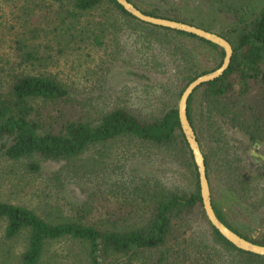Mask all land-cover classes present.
<instances>
[{
    "label": "trees",
    "instance_id": "1",
    "mask_svg": "<svg viewBox=\"0 0 264 264\" xmlns=\"http://www.w3.org/2000/svg\"><path fill=\"white\" fill-rule=\"evenodd\" d=\"M130 1L148 14L198 25L231 42L234 52L229 67L221 76L203 83L195 91L201 87L204 89L203 120L206 117L208 126L204 125V129L209 136V148L204 154L207 172L209 165H213L221 180L244 198H249L251 187L258 186L264 179V158L254 159L252 166L248 163L250 149L255 144L264 143V0H200L202 5L215 8L224 18L226 24L222 28L216 25L214 18L203 21L170 15L166 0ZM73 2L75 11L97 10L99 16L96 25L94 23L93 38L98 43L106 34L114 32V26L108 24L100 13L105 2L113 4L145 28V36L158 38L159 34V39L171 49L177 60L182 76L180 93L200 73L191 53L181 42L170 38L166 31L194 37L219 49L223 60L225 52L217 44L185 31L144 22L117 0ZM31 58L38 59V56L29 51L22 54L20 63L0 65V152L6 159L22 163L32 174L43 173V162H57L60 167L52 172L56 183L63 185L75 176L88 182L93 177V146L130 138L142 153L145 148L156 147L181 156L197 184L192 192L187 193L168 188L151 177L129 174L124 177L131 183L129 196L134 198L129 206L99 199L105 197L106 187L95 182L93 192L90 191L93 207L89 201L82 203L87 213L93 208V223L56 213L44 216L29 206L0 200V219L6 220L4 237L12 239L23 230L28 231L27 247L20 254L22 264H38L46 244L64 237L88 243V264H114L119 259L120 264H202L199 257L191 258L183 246L185 241L193 242L192 248L197 251L199 242L190 231V220L197 217L208 219L197 167L170 93H162L158 110L144 108L138 112L129 106L102 101L88 110L84 108V113L78 117L68 111L71 103L78 100L76 93L40 64L33 72ZM193 94L188 101V116L200 142L199 130L190 111ZM234 129L246 135L245 141L243 138L233 139ZM125 174L116 182L122 183ZM41 177L48 179L50 176L43 174ZM213 205L224 223L234 231H242L225 222L217 204ZM210 226L225 251L220 253L217 262L218 251L206 255L203 249L208 247L201 246L200 252L205 257L203 264H264V255L238 248L218 229ZM244 237L264 244L257 238Z\"/></svg>",
    "mask_w": 264,
    "mask_h": 264
},
{
    "label": "rangeland",
    "instance_id": "2",
    "mask_svg": "<svg viewBox=\"0 0 264 264\" xmlns=\"http://www.w3.org/2000/svg\"><path fill=\"white\" fill-rule=\"evenodd\" d=\"M166 2L170 15L195 17L203 21L214 18L221 28L226 24L215 8L202 5L200 0ZM73 3V0H0V65L20 63L22 54L32 51L38 56V59L31 58L33 72L40 64L41 68L48 69L76 93L78 100L71 103L68 111H73L78 117L84 113V108L88 110L102 101L129 106L138 112L144 108L158 110L162 93L166 92L173 97L172 101L175 100L174 106L178 105L182 76L173 52L159 39V34L158 38L155 35L145 36V28L113 4L105 2L100 13L108 24L114 26V32L106 34L98 43L93 38L94 23L96 25L99 16L97 10L81 13L75 11ZM138 3L147 7L142 2ZM166 33L191 53L198 73L214 70L220 65L222 55L219 49L194 37L171 31ZM203 92L202 87L195 91L190 111L205 154L209 148V136L204 129V125L207 127L208 124L206 117L203 120ZM232 133L233 139L243 138L245 141L244 133L235 129ZM140 150L130 138L95 144L93 177L88 182L78 176L68 177L63 185L56 183L52 176V172L60 167L59 163L43 162V173L32 174L22 163L8 160L0 152V200L29 206L44 216L56 213L93 223V208L87 213L82 203L89 201L93 207L90 191L93 192L95 182L106 187L105 197L99 199L129 206L134 200L129 196L131 183L124 179L129 174L151 177L181 192L190 193L196 188V178L181 156L163 148H145L144 153ZM250 154L248 163L252 166L254 159L264 158V143L255 144ZM208 172L212 196H216L229 213L230 223L255 237H264V179L258 186L251 187L249 198H244L220 179L213 165H209ZM123 173L126 174L122 183H117ZM43 174L50 177H41ZM5 227L6 220L0 219V264H22L20 254L27 247L28 231L23 230L14 238L6 239ZM190 231L199 242V247L195 251L192 248L195 243L185 241L184 251L191 258L199 257L203 264L204 253L207 255L217 250L219 262L220 253L225 250L208 220L201 217L191 219ZM201 246L208 247L203 249L204 253L200 252ZM88 248L86 241L71 237L51 240L46 244L38 264H88ZM120 263V259L114 262Z\"/></svg>",
    "mask_w": 264,
    "mask_h": 264
},
{
    "label": "water",
    "instance_id": "3",
    "mask_svg": "<svg viewBox=\"0 0 264 264\" xmlns=\"http://www.w3.org/2000/svg\"><path fill=\"white\" fill-rule=\"evenodd\" d=\"M117 2H119L132 15L144 22L197 35L217 44L224 50L225 54L221 65L214 70L201 73L191 82H189L182 91L176 108L178 110L182 132L184 133L186 141L192 151L193 159L197 167L201 198L207 219L212 226L218 229V231L226 239H228L238 248L259 255H264V244L254 242L243 237L218 217L212 203L211 186L207 172L204 148L201 146L198 140L197 131L188 116V101L194 91L203 83L214 80L221 76L229 67L234 52L231 42L215 31L207 30L198 25L173 18L148 14L137 7L130 0H117ZM262 157H264V155H262ZM100 248H102L101 245ZM97 253L100 255L101 251H97ZM99 260H102V258L100 257Z\"/></svg>",
    "mask_w": 264,
    "mask_h": 264
},
{
    "label": "flooded vegetation",
    "instance_id": "4",
    "mask_svg": "<svg viewBox=\"0 0 264 264\" xmlns=\"http://www.w3.org/2000/svg\"><path fill=\"white\" fill-rule=\"evenodd\" d=\"M211 196H212V194H211ZM214 201H215V203L217 204V207L219 208V210H220V212H221V215L223 216V218H224V221L225 222H227V223H229L230 224V219H229V213L220 205V203H219V200H218V198L216 197V196H212V203L213 204H215L214 203ZM260 205H261V203H259ZM260 205H258V206H260ZM214 206V205H213ZM237 233L239 232V231H236ZM240 232H242V233H240ZM239 232V234L241 235L242 234V236L244 237L245 235L247 236V237H253V238H257V239H259V240H262V241H264V237H260V235L258 236V237H255L254 236V234H250V233H246V232H243V231H240ZM246 238V237H245ZM250 240V239H249Z\"/></svg>",
    "mask_w": 264,
    "mask_h": 264
}]
</instances>
